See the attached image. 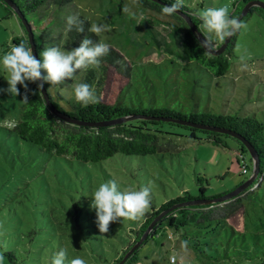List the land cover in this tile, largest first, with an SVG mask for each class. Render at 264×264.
Returning a JSON list of instances; mask_svg holds the SVG:
<instances>
[{
    "label": "rangeland",
    "instance_id": "1",
    "mask_svg": "<svg viewBox=\"0 0 264 264\" xmlns=\"http://www.w3.org/2000/svg\"><path fill=\"white\" fill-rule=\"evenodd\" d=\"M183 4L196 15L206 8L227 6L231 18L235 0H183ZM8 15V10L0 3V58L16 45L15 39L29 37L21 18L16 14ZM70 15H83L98 25H109L111 30L100 34L101 41L117 48L125 56L124 60L130 61V84L127 82L123 87L122 74L114 66L108 67L102 94L110 101L118 96L122 87L125 88L122 99L129 105L170 108L187 114L209 110L238 112L242 116L257 113L264 120V15L259 10L243 20L246 27L237 34L230 52L231 68L224 76L213 74L198 62H187L180 46L185 34L171 25L174 19L162 17L160 12L136 0H74L65 9L49 6L42 8L40 15L29 14L28 22L45 49L60 47L67 51L73 49L65 32ZM89 69L78 71L74 79L61 85H49L54 99L69 108L67 100L75 98L74 88L83 82ZM7 76L0 67V89L9 87ZM18 88L19 96L0 92V207H4L0 211V256L3 257L0 264H51L52 256L60 249L67 250L65 264H68L69 260L80 257L79 247L48 209L58 206L56 203L64 207L61 197L52 203L45 202L50 198L48 190L36 183L34 192L38 195L41 191L44 196L42 208L25 214L12 213L8 208L23 206L18 202V195L12 193L14 190L8 188L11 187L9 179L16 182H21L22 178L40 179L54 163L50 155L21 141L13 130L12 124L20 120L35 93L30 82L27 92L22 85ZM166 128L181 135L176 137L174 149L146 156L120 153L101 163L78 166V173L70 171L57 179L62 183L58 189L68 188L67 193L69 190L75 195L78 204L91 207L93 191L101 183L115 179L121 190L150 186L149 207H160L172 198L184 196L187 191L195 196L200 194L201 186L206 187L207 196H212L233 190L250 177V174H242V160L239 162L237 156L242 146L237 139L227 137V147L217 146L204 133L199 134L201 139L193 140L185 128L170 124ZM245 155L250 161V154ZM45 163L44 169L41 164ZM261 181L264 182V178ZM53 190L57 189L53 187ZM63 199L68 200L69 207L75 206L71 196ZM241 211L231 218L238 228H242ZM85 224L90 225L89 221ZM93 234L91 241L95 247L98 234ZM167 234L169 232L164 235L161 230L140 248L139 253L147 257L145 264H180L189 259L176 235L169 238ZM101 245L100 242L98 246L103 251ZM170 252L177 257L175 263L170 261ZM183 264L197 263L192 259Z\"/></svg>",
    "mask_w": 264,
    "mask_h": 264
},
{
    "label": "trees",
    "instance_id": "2",
    "mask_svg": "<svg viewBox=\"0 0 264 264\" xmlns=\"http://www.w3.org/2000/svg\"><path fill=\"white\" fill-rule=\"evenodd\" d=\"M11 1L27 21L29 14L40 15V10L44 7L51 6L52 9L61 10L74 3V0ZM136 1L160 13L164 5L175 2V0ZM248 1L250 0H235L231 18H236ZM0 3L4 4L9 15L19 16L8 2L0 0ZM255 10H259L264 15V9L259 6H253L249 14ZM181 13L190 16L198 27L202 21L194 10L184 4L179 12L170 16L174 19L171 25L175 30L183 31L185 34L180 46L187 62H198L200 66L217 76L226 75L231 68L230 52L236 44L239 31L233 35L224 53L205 55V49L200 47L201 42L197 34L193 32ZM79 17L84 21L85 30L83 33L75 29L67 32L72 48L79 47L85 37L94 42L101 41L100 36L88 31L93 22L86 16L79 15ZM27 32L29 35L28 29ZM31 32L37 58L40 59V53L45 47L39 42L38 34L33 29ZM21 42L32 50L30 37L15 39L16 45ZM220 45L222 43H219L218 47ZM109 48L110 51L101 59L100 66L91 67L82 82L92 86L98 103L85 106L73 98L67 100L69 108H65L54 99L49 91V84H44L50 102L65 118L52 111L42 89L39 88V81L30 82L35 93L22 112L20 120L12 124L13 130L21 141L32 144L40 152L50 155L54 163L52 168L43 172L40 179L22 178L21 182L9 179L11 187L8 186V188L15 191L12 193L18 195V202L23 204V206L8 207L10 212L25 214L39 209L38 207L44 202V196L40 193L41 191L38 195L34 192L36 183L48 190L50 198H47L45 202L52 203L57 197H61L64 207H58L61 205L54 202L58 206L48 207V209L52 210L54 218L62 226L63 231L70 232L74 244L77 243L79 247L77 250L79 258L85 260L86 264H145L144 260L147 257L141 255L139 250L150 239L159 235L161 230L164 231V235L169 232L167 234L169 238H174L176 235L179 246L183 247L190 256L184 261L193 259L197 264H264V182L261 181L264 178V120L257 113L242 116L238 112L222 113L209 110L187 114L170 108L137 106L136 103L129 105L122 99V90L125 89L122 87L127 82L128 85L130 84L132 75L130 61L124 60L125 56L114 46ZM110 65L119 70L124 81L118 96L113 101L102 94L105 75ZM116 119L123 120L112 125L96 124ZM167 124L187 129L188 137L193 140L201 139L199 134L204 133L207 139L217 146L227 147V137L237 139L242 146L237 155L239 162L242 160V174L251 176L254 170V159L248 147L227 130L241 135L253 146L258 155L260 162L258 176L248 189L231 200L191 203L220 197L231 191L207 196L206 187L201 186L200 194L196 196L187 191L184 196L172 198L160 207H149L138 220L122 218L110 224L108 233H99L96 211L92 207H82L78 204L77 197L69 190L67 193L68 188L58 189L62 187V183H59L57 179L70 171L76 170L78 173V166L101 163L120 153L146 156L170 151L176 147V137L181 135L167 130ZM246 153L250 154V161L246 160ZM46 166L47 163L41 164L44 169ZM244 166L246 172H244ZM198 180L202 179L199 177ZM20 184L22 187H18ZM53 187L57 190L54 191ZM70 196L74 207H69L68 200L63 199ZM3 208L0 207V211ZM240 209L243 216L242 228H238L231 220ZM157 217L159 218L145 240L128 255ZM86 221H89L90 225L86 226ZM93 233L98 234L95 236L98 238V242L95 241V247L92 246L91 241ZM99 240L103 245V251L98 246ZM161 244L163 245L164 242ZM169 254L170 261L175 263L177 257L172 252ZM184 261H180L182 262L180 264Z\"/></svg>",
    "mask_w": 264,
    "mask_h": 264
},
{
    "label": "clouds",
    "instance_id": "3",
    "mask_svg": "<svg viewBox=\"0 0 264 264\" xmlns=\"http://www.w3.org/2000/svg\"><path fill=\"white\" fill-rule=\"evenodd\" d=\"M183 7V0H175L170 5H164L161 15L172 16ZM127 12V7L124 8ZM202 24L199 26L200 32L205 37L200 47L205 49V55L213 54L219 43H223L227 38L235 35L239 30L245 28L238 18H230L227 6L210 7L198 13ZM84 21L79 15H70L67 18L65 32L73 29L83 33ZM109 25H98L92 23L88 31L96 36L102 32L110 31ZM110 51L109 45L103 41L94 42L85 37L79 47L71 50H62L60 47H48L40 53V59L34 56L33 51L26 47L23 42L14 45L0 58V67L8 74L7 89H0V92H7L10 95L19 96L22 85L27 92L28 82L39 84L43 89L47 83L51 87L63 84L65 81L74 79L78 71L87 70L90 67L98 68L101 59ZM75 99L85 106L98 103L95 91L91 85L80 83L74 88ZM24 101L28 98L25 94ZM91 207L96 211L97 225L100 233H108L110 224L125 220L135 221L141 218L151 203L150 186L141 187L139 190L126 188L121 190L115 179L101 183L92 193ZM67 250L60 249L51 258V264H65ZM3 257L0 256V262ZM68 264H86L85 260L77 257L68 261Z\"/></svg>",
    "mask_w": 264,
    "mask_h": 264
},
{
    "label": "water",
    "instance_id": "4",
    "mask_svg": "<svg viewBox=\"0 0 264 264\" xmlns=\"http://www.w3.org/2000/svg\"><path fill=\"white\" fill-rule=\"evenodd\" d=\"M6 2H8L12 7L15 8V10L17 11V13L19 14V16L22 18V20L24 21L28 31H29V37H30V41L32 43V50H33V54L34 56H36L37 58V54H36V49H35V45L33 43V36H32V32L29 26V23L27 21V19L23 16V14H21V12L19 11V9L15 6V4L11 1V0H5ZM253 6H259L262 7L264 9V1L262 0H250L248 1L242 11L240 12V14L236 17L238 18L240 21H242L250 12L251 8ZM182 14V13H181ZM185 19L187 20V22L189 23L190 27L192 28L193 32H195L198 36V39L200 40V42L202 43L205 39V37L203 36V34L200 32L198 25L195 24V22L191 19L190 16H188L187 14H182ZM233 37V36H232ZM232 37L227 38L222 45H220L217 50L213 53V55H219L222 54L226 51ZM43 83L42 81H39V84ZM43 94L45 96V99L48 103V105L51 107L52 111L54 113H56L57 115H60L62 117L65 118V116L61 113H59L55 107L52 105V103L50 102V98L47 94V90L45 88V86L42 89ZM123 119H116V120H111V121H104L101 123H96L97 125H112L115 124L117 122H121ZM186 123V122H183ZM227 132L231 133L233 136L239 138L249 149L252 158L254 159V170L252 175L246 180L244 181L242 184H240L239 186H237L236 188H234L233 190H231L230 192L220 196V197H216V198H212V199H206L203 201H193L191 203H213V202H223V201H228L231 200L233 198H236L238 195H240L242 192H244L246 189H248L252 183L254 182V180L256 179V177L259 174V168H260V162H259V158L258 155L256 153V151L254 150L253 146L247 142L241 135L235 133V132H231L228 131ZM160 217V216H159ZM157 217L156 220L148 227V229L145 231L144 235L142 236V238L134 245V247L131 249V251L128 253V255H130L137 247L140 246V244L145 240V238L148 236V234L150 233V231L152 230L154 224L156 223L157 219L159 218ZM128 255L126 257H128Z\"/></svg>",
    "mask_w": 264,
    "mask_h": 264
},
{
    "label": "built area",
    "instance_id": "5",
    "mask_svg": "<svg viewBox=\"0 0 264 264\" xmlns=\"http://www.w3.org/2000/svg\"><path fill=\"white\" fill-rule=\"evenodd\" d=\"M245 167V166H244ZM247 170H246V167H245V169H244V172H246Z\"/></svg>",
    "mask_w": 264,
    "mask_h": 264
}]
</instances>
